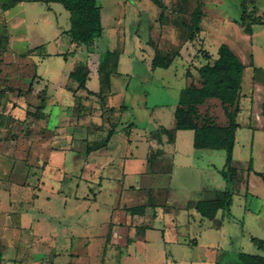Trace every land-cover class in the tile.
Segmentation results:
<instances>
[{"label": "rangeland", "instance_id": "374dc122", "mask_svg": "<svg viewBox=\"0 0 264 264\" xmlns=\"http://www.w3.org/2000/svg\"><path fill=\"white\" fill-rule=\"evenodd\" d=\"M3 1L10 0H0V5ZM12 1L25 2L22 6H14L7 16L0 10V104L9 100L30 109L25 139L13 143V148L17 149L13 150L16 161L23 158L28 164V176L24 180L32 188L27 198L31 203L28 210H45L43 206L33 204L35 193L32 192L40 184L45 186L49 183L55 189L58 182L66 184L72 177L87 176L89 171L85 170L84 165L89 159L87 149L103 140L110 130L114 131L121 117L123 122H134L139 132H149L159 126L173 129L178 96L187 84L183 69L191 73L193 81H199L196 77L198 67L209 54L210 57H217L219 45L225 43L245 65L238 94V106L241 105L243 109L236 117L240 127L236 131L232 157V166L236 171L233 173L230 211L218 210L214 217L201 219L195 210L187 211L185 208L188 201L215 199L229 189V184L219 173L225 164L224 149L194 148L193 132L190 130L176 131V141L171 146L176 163L173 176H159L155 185L170 188L167 202L175 208L176 213L173 211L171 215L177 222L174 223L177 224V236L189 240L185 249L171 247L172 253L179 256L181 262L226 264L237 252L264 256V249H258L251 241V237L264 239V182L261 176L254 173L264 174V127L257 125L259 131L254 132L248 126L250 106L247 104L249 98L254 96L255 81L264 83V75L258 74V79L254 78L251 67L253 60L264 69V0H159L162 8L153 0H97L104 31L100 38L89 45L71 40L66 32L70 27L69 12L60 3H51L50 9H47L44 0ZM197 7L203 14L201 31L193 40L186 41L190 36L191 16ZM242 11L250 19L263 22L262 25L255 24L252 36L246 34L237 23ZM161 14L163 16L159 18ZM18 18L24 21H17ZM154 28V37L140 43L137 35L142 34L146 38V33ZM118 31L120 34L115 33ZM10 32L11 40L7 36ZM145 43L165 56L177 51L180 54L182 51L183 55L176 57L174 61H180H175L169 69H152ZM115 50L121 51L117 68L119 73L110 79V92L113 90L114 95L108 102L115 107L109 111L101 104L99 92L77 95V83L69 79L64 83L67 80L64 73H69L79 62H83L92 72L88 88L98 90L100 78L95 69L98 70L99 61L106 51ZM111 64L112 61H109L108 70ZM257 93L255 100L260 106L264 103V87L257 89ZM110 94L109 91L105 94V104ZM59 105H62V119L56 121ZM43 109L50 116L48 127L38 117L45 116L41 111ZM198 109L199 124L204 114L217 125L227 124L218 100L200 105ZM5 110L0 105V112ZM251 115L256 117L257 111ZM81 120H87V123L79 126ZM77 122L78 127L86 129H81V133L77 134L75 150L71 149L73 142H69V134H66L70 131H62L58 137H53V126L69 128L72 125L75 127ZM46 129L51 133L45 132ZM133 150L141 153L143 145ZM50 163L55 167L45 171V166ZM11 171L13 168L4 169L1 173L9 177ZM92 173L93 185L87 188L80 186L77 195H81L82 191L87 196L99 194L100 184H96L98 172ZM153 200V197H144L139 202L148 207ZM80 204L87 207L85 203ZM53 228H59L58 223ZM5 238V234L0 235V264H31L30 261H37L38 256L44 260L48 258L44 254L48 252L44 250L46 245L41 243L43 250L39 252L40 255L36 256L37 252L32 250L24 257L13 255L12 250H6ZM193 238L197 239V246L195 242L191 244Z\"/></svg>", "mask_w": 264, "mask_h": 264}, {"label": "crops", "instance_id": "0c3cea01", "mask_svg": "<svg viewBox=\"0 0 264 264\" xmlns=\"http://www.w3.org/2000/svg\"><path fill=\"white\" fill-rule=\"evenodd\" d=\"M24 2L17 1L14 6H22ZM51 3L55 2H45L47 9H50ZM13 7L5 10L0 5V10L3 11L4 16H7L11 13L10 10ZM138 15L140 16L141 13ZM17 21L22 22L24 20L18 18ZM255 26H252L253 30ZM119 31L115 33L120 34ZM154 31L155 28L149 30L146 33V38H143L144 35L142 34H134L139 37L138 40L141 43L147 41L150 37H154ZM8 34L7 36L11 40V32ZM145 47L149 52L148 62L151 66L154 50L146 43ZM124 49L120 48L122 51ZM120 50H118V54L121 52ZM180 55H183L182 51ZM216 58V56H212L205 59L201 66L206 63H213ZM175 61L178 62L180 59ZM175 61L167 69L173 66ZM251 67L261 68L253 60ZM95 70L97 72V69ZM262 70L264 71V69ZM183 71L186 76V70L183 69ZM117 73H119L118 69ZM64 74H66L65 78L67 79L64 83H67L69 73L65 72ZM91 74L92 72H89V79ZM252 75L254 76V73ZM89 79L86 82L88 90H90L87 86ZM188 82L187 78L185 87ZM254 86V96L249 98L247 104L250 106L248 108V110L250 109L248 126L255 132L258 130L257 125H263L264 127V118L261 115L262 110L260 108L263 103L259 106L255 100L258 94L257 89L264 87V83L255 81ZM99 88L90 91L98 93ZM78 93L77 95H87V91L82 89H79ZM110 93L106 100V106L114 108L115 106H110L108 102L114 95V91L111 90ZM8 101L5 100L0 104L3 109H6L0 112V235L5 234L6 236L7 251L12 250L13 255L24 257L28 251L32 250L37 252V256L43 250L40 243L46 245L44 250L48 252H43L48 255V258L44 260L38 256L37 261H30L31 264H190L181 262L179 256L174 255L171 250L172 246L185 249V246L189 245V240L177 236V224H174L177 222L171 215V212H175V208L167 202L170 196V188L155 185L159 176L163 178V175H165L167 178H171L176 167L175 153L171 150V146L176 141V131L179 130L175 128L176 121L173 129L159 126L149 132H139L134 122H123L121 117L107 145L97 150L87 151L89 159L84 165L85 170L89 171L88 174L90 175L87 174V176H81L80 178L72 177L66 184L58 182L55 189H52L49 183L45 186L40 184L35 192H32L35 193L33 204L43 206L45 210L30 212L28 209L31 203L27 201V198L32 188L24 181L28 176V164L24 162L23 158L16 161L15 151L13 152V150H17L13 148V143L25 139V130L29 129L27 128V122L30 119L28 112L30 109L21 103L14 104ZM210 101L217 100L207 99L205 103ZM59 108L56 110L59 114L55 117L56 121L62 119L60 117V114L63 113L62 105H59ZM239 108L243 109L241 105H239ZM255 110L257 116L252 117L251 114ZM41 111L45 113V116L39 115L38 117L40 122L47 126L50 116H47L46 109ZM125 111H123V114ZM78 122L75 127L72 125L69 128L53 126V137H58L62 134V131H70L66 133L69 134V138H67L69 142H73L71 149L75 150L74 147L78 142L77 134L81 133V129H86L85 127H78ZM82 123H87V120H81L79 126ZM161 129L173 132L174 137L171 142L168 141L165 134H161V141H158L156 132ZM48 131L50 130L46 129L45 132ZM140 144L143 145L141 153H139V150H133L134 147L138 148ZM117 145H120L121 149ZM234 148L235 144L233 153ZM48 149L55 150L53 147L52 149L48 147ZM73 150H71V153L74 152ZM54 167L50 163L45 166V171H50ZM8 168H13L9 177L1 173ZM57 168H55V171ZM93 171L98 172L96 184H100L99 194L87 196V193L82 191L81 195H77V189L80 186L87 188L93 185L91 179V174L94 175ZM58 175L61 176V174ZM148 195L151 196L148 197ZM144 197H147V199L153 197L154 200L151 206L147 207L146 204L139 202ZM162 201L165 203H162ZM198 201H188L185 204L187 211H196L192 203L196 204ZM81 202L85 203L87 207H83L80 204ZM157 209L160 211L157 212ZM196 213L199 214L201 219L205 218L199 212L196 211ZM166 217L167 220H165ZM57 223L59 228H53ZM191 240L193 241L192 245H198L196 238Z\"/></svg>", "mask_w": 264, "mask_h": 264}, {"label": "trees", "instance_id": "16d2710c", "mask_svg": "<svg viewBox=\"0 0 264 264\" xmlns=\"http://www.w3.org/2000/svg\"><path fill=\"white\" fill-rule=\"evenodd\" d=\"M45 2L60 3L65 10L69 12L70 27L66 31L71 40L77 44L89 45L95 39L101 37L103 26L101 22V7L97 0H45ZM153 2L160 8L162 4L159 0ZM15 1H3L1 7L9 9L15 5ZM243 5V4H242ZM241 7L243 8V6ZM202 11L197 7L191 16L192 25L189 27L190 36L186 41L193 40L195 35L201 31L200 22L202 18ZM162 14L159 18H162ZM241 21V22H240ZM238 25L243 28L246 34H252V26L255 24H263V22L250 19L244 11L241 12ZM180 53L177 51L173 55L165 56L159 50L154 51V56L151 60L152 68L167 69ZM209 56V55H208ZM206 59H209V57ZM114 58V60H113ZM112 61L111 68L108 70V62ZM119 61V54L116 51H106L103 54L102 60L99 61V100L109 111L105 104V94L109 91L111 86V76L117 73ZM245 65L241 62L239 57L230 49V47L222 43L217 49V58L213 63H206L197 69L199 81H193L190 77L191 73L186 71L188 78V85L180 92L178 99V106L174 112L176 121V129L192 130L193 147L196 149H224L226 158L223 169L219 173L223 179L229 184V189L224 191L222 195L211 200L198 201L194 208L201 216L205 218H212L218 210H223L226 213L230 211L231 199L233 195L232 188L234 184V176L236 168L232 166L233 147L235 144V132L239 127L236 121L237 114L240 111L238 106V94L241 89V81ZM254 78L258 79V74L264 75L261 68L253 67ZM89 68L83 63L79 62L77 66L68 74V79L77 83V89L86 90L89 95H94L86 87V82L89 79ZM194 75V74H193ZM195 77V76H194ZM107 91V92H106ZM207 99H216L220 102L223 113L226 117L227 124L220 126L208 119L206 114L199 124L200 112L198 107L205 104ZM234 106V109L231 108ZM262 117L264 118V103L262 105ZM114 131L110 130L107 136L97 142L94 147L87 149V151L97 150L107 145ZM167 135L168 141L173 140V132L167 129H161L156 132L158 141L160 142V135ZM252 166L249 165V168ZM252 169V168H251ZM255 174L262 177L264 182V174L256 172ZM258 249H264V239L251 237ZM226 264H264V256L259 254H251L246 252H237L233 257L226 261Z\"/></svg>", "mask_w": 264, "mask_h": 264}]
</instances>
